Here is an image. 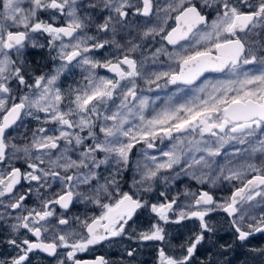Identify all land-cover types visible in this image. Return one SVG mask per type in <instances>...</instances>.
<instances>
[{
	"label": "snow or ice",
	"instance_id": "1",
	"mask_svg": "<svg viewBox=\"0 0 264 264\" xmlns=\"http://www.w3.org/2000/svg\"><path fill=\"white\" fill-rule=\"evenodd\" d=\"M0 228V264H110L79 254L119 237L154 264H264V0H0Z\"/></svg>",
	"mask_w": 264,
	"mask_h": 264
},
{
	"label": "flooded vegetation",
	"instance_id": "2",
	"mask_svg": "<svg viewBox=\"0 0 264 264\" xmlns=\"http://www.w3.org/2000/svg\"><path fill=\"white\" fill-rule=\"evenodd\" d=\"M32 55L30 56V61H32V67H39L42 71H47L48 69L45 67V65L49 64V61L47 60V52L44 50H31ZM107 55V53H105ZM163 60L164 58L161 57ZM159 68V66H157ZM160 70H163L162 68ZM101 75H110L109 73H106L105 70L101 69L99 70ZM209 75V74H206ZM216 74H212V76H215ZM80 80V73L78 70L74 71V73L70 76H68L65 86L67 85H73L74 81ZM163 83V82H161ZM74 86V85H73ZM168 88L174 89L175 86H169ZM165 90V89H163ZM153 92V96L160 95L161 98H164L167 96V94H163L162 91ZM28 126L32 127L35 124V121L28 120ZM167 143V141L165 142ZM139 147V146H138ZM137 150L134 149V152ZM129 183H131L129 181ZM185 184H188L189 186H192V184L184 182ZM194 185V184H193ZM194 190L198 187L192 186ZM127 190V188H126ZM223 194L221 192L216 193L214 191H211L213 195L217 197L221 196H227L230 195L232 189L229 187L227 189L223 188ZM31 203V201H29ZM84 211V208L82 205H76L74 208L70 210V212L82 214ZM91 214V213H90ZM215 217L218 218H224L227 219L226 215L223 213L216 214ZM147 215L144 214L141 216V219L147 220ZM227 221V220H226ZM148 223V221H147ZM190 223V222H186ZM144 227V226H143ZM0 233H3L0 235V240L7 238V233L4 232L2 228H0ZM221 236H223L226 239V241H230L233 239V237L230 234L229 228H226L223 233H221ZM255 238L259 244L264 245V234H260ZM135 247L137 249V255L135 257V260H132V258L127 257L125 254V250L127 248ZM238 249L237 251H239ZM12 253V249L8 247L5 244L0 243V259H6L10 254ZM79 256L82 259L91 260L95 259L97 256H104L105 259H107L110 264H128V262H131V264H154L155 262V246L152 245L150 248L143 249L136 245L134 241L128 240L123 237L114 238L111 242L105 241L102 244L94 246L92 249H90L88 252L81 253ZM32 264H55V258L48 257L44 253H36L34 256L31 257Z\"/></svg>",
	"mask_w": 264,
	"mask_h": 264
},
{
	"label": "rangeland",
	"instance_id": "3",
	"mask_svg": "<svg viewBox=\"0 0 264 264\" xmlns=\"http://www.w3.org/2000/svg\"><path fill=\"white\" fill-rule=\"evenodd\" d=\"M173 90L174 89L167 88V89L163 90L162 93L169 95ZM150 95H153V94L151 93ZM184 182L190 183V184H192V186H196L195 182H189L187 180H185ZM203 187L205 189H208L209 186L205 185ZM229 187L232 189L231 185L221 184V185H218L215 188H212L211 191H214L216 193L221 192L223 194V191H222L223 188L227 189ZM193 190H194V188H193ZM256 211L258 212L259 208L256 209ZM145 214L148 217L147 220H143V219L140 218L139 221L137 222V225H136L137 228L147 227V221L150 219V217L148 216L147 213H145ZM214 220L218 222V227L220 229L219 235L221 236V233H223L226 228H229L228 223L226 221L227 219L214 217ZM191 224H192V222L188 223L189 226H191ZM186 231H187L186 228H177L176 232H174L173 234L174 235H179L181 233H185ZM224 241H226L225 238L221 242H224ZM136 245L141 247V248H143V249H146V248H150L153 244L151 242H148V243H141V244H137L136 243ZM251 247L260 248V247H264V245L259 244L258 241L255 238H251ZM230 259L233 260V264H252V257L248 254V251L246 249H240L232 257H230ZM255 264H259V259L258 258H257Z\"/></svg>",
	"mask_w": 264,
	"mask_h": 264
},
{
	"label": "water",
	"instance_id": "4",
	"mask_svg": "<svg viewBox=\"0 0 264 264\" xmlns=\"http://www.w3.org/2000/svg\"><path fill=\"white\" fill-rule=\"evenodd\" d=\"M257 235H259V234H257Z\"/></svg>",
	"mask_w": 264,
	"mask_h": 264
}]
</instances>
